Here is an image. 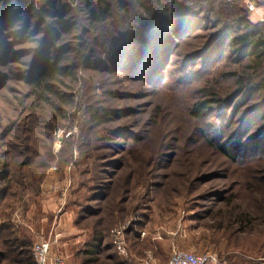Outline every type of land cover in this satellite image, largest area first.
Returning <instances> with one entry per match:
<instances>
[{
    "label": "rangeland",
    "instance_id": "rangeland-1",
    "mask_svg": "<svg viewBox=\"0 0 264 264\" xmlns=\"http://www.w3.org/2000/svg\"><path fill=\"white\" fill-rule=\"evenodd\" d=\"M53 1L32 0L28 13L8 7L0 21V135L7 133L0 144L8 154L10 172L6 182L0 181L1 187L10 185L0 201V222H12L33 246L51 240L53 253L68 264H144L149 256L165 264L174 249L214 253L226 264H264V153L251 148L235 161L223 154L222 146L240 125V117L232 119L234 105L213 107L201 120L190 109L203 100L206 90L218 89L226 96L233 81L220 79L222 85L216 79L208 84L195 81L188 88L177 83L186 76L173 74L177 69L198 72L207 55L221 59L201 39L213 31L195 28L196 18L189 20L171 8L173 1L185 0H162L167 37L187 26L198 39L180 40L170 66H165V81L151 83L137 76L148 68L150 53L137 60L114 53L111 58L107 53L109 36L131 22L120 20L128 12L116 5L113 21L89 40L82 33L89 27L85 6L81 0H65L62 5L71 10L66 18L79 29L46 53L41 42L46 25L36 27V23L41 9H50ZM107 1L128 5L135 16L148 6H160L158 0ZM51 9L55 15L62 11L58 2ZM21 20L24 30L12 31ZM46 21L52 20L46 17ZM29 29L40 36L36 49L21 46ZM154 36L149 38L150 46L159 39L158 33ZM87 43L86 49L92 48L94 58H102L106 68L97 69L95 60L82 62L73 73L76 77L63 78L65 98L52 101L60 111L49 106L45 113L32 110V99H26L22 112L14 115L16 93L30 94L26 81L36 71L34 61L51 62L61 50L64 59L74 62L71 50ZM131 55L140 56L134 51ZM191 62L195 68L190 69ZM220 62L228 66L226 74L235 71L233 55ZM94 108L113 115L98 124L92 121ZM214 194L216 199H207ZM242 217L247 223L235 224ZM123 226L137 228L140 237L146 234L130 240L127 260L118 255L111 237ZM99 237L103 246L94 256L90 246Z\"/></svg>",
    "mask_w": 264,
    "mask_h": 264
},
{
    "label": "trees",
    "instance_id": "trees-1",
    "mask_svg": "<svg viewBox=\"0 0 264 264\" xmlns=\"http://www.w3.org/2000/svg\"><path fill=\"white\" fill-rule=\"evenodd\" d=\"M3 1V5L0 4V21L6 16L5 11L8 7H16L19 10H23L24 13H28L33 8L32 0ZM64 1L54 0L51 2V8L57 2L61 4L62 11H58L57 15L53 13L51 8H42L38 14L36 27L46 25V29L44 30L46 35L41 40L42 48L45 49L46 53L48 52V47H56L54 46L56 42H61L63 37L79 29L73 20L66 18L71 10L68 6L62 5ZM158 1L160 6L151 8L147 5L148 7L143 9V14H137V16L133 13L130 14L128 5L125 6L119 2L81 0V5L85 6V12L87 13L86 19L89 23V27L84 28L82 33L86 36L88 35L87 39L89 40L91 37L94 38V34L103 25L113 21L115 14L114 5H116L117 9H123L124 13H129L125 14L120 20L124 23L131 21L130 24H124L121 30L118 28L115 34L111 37L109 36L106 47L109 45L111 47L109 46L107 48V53L111 58L115 54L119 58L127 60L129 57L136 60L138 58L143 59L145 57L144 53H150L153 61L150 59L147 64L148 68L146 70H140V75L137 76L146 78L151 83L159 84L164 77L166 79L168 70L164 71L165 66L167 64L166 68L170 66V60L174 57V50L178 49L180 40L189 38H194L195 40L198 37L193 33L194 30L188 33L187 26L182 31L177 30L176 32L173 30V33H175L174 38L167 37V30L163 27L167 9L161 3L162 0ZM181 2L173 1L171 8H175L177 14H182L189 20L196 18L195 20L199 21V23H195L198 25L195 28L200 27L203 31H208L207 33L213 31L201 39L208 41V49L209 51H214L215 56L221 54V59H223L229 54L233 55V64L235 66V71H230L226 74L225 69L228 66L222 64L220 58H212L207 55L206 58L204 57L205 61L203 66L198 72L189 74L184 71L185 69L172 71L174 75L177 74L176 78L182 77L183 75L186 76L187 79L182 77L177 80V83L188 88H192V83L195 81L208 84L211 79L214 82L216 79L221 85L222 82L220 79L223 82L225 79L233 81L231 84V92L226 96L218 89L206 90L203 94V100L190 108L191 114L196 120H201L205 117L206 113H209L212 109L214 110L213 107H231L234 105L232 119H239L238 117H240V125L234 132L233 138L229 141L227 140L226 146H222L221 150L223 154L231 161H235L236 157H240L241 152L245 153L250 151L251 148L255 152L262 151L264 153V23L252 25L248 21L249 13L245 7L242 8V4L216 5L207 0H185ZM46 17H49L52 21L47 22ZM90 27L91 29L89 30ZM155 33H158L159 39H157L155 46H150L149 38L153 37ZM87 47L88 43L85 45L78 44L75 49L71 50L74 53V62H68L64 59L61 50L53 60H50L51 62L48 59L44 62L34 61L32 65L35 66L36 71H33L30 78L26 81V87L29 88L30 94L26 93L22 97L20 93H16L15 96L17 99L15 100L18 102V105L13 108L14 115L15 113L22 112L20 109L24 107V101L26 99H32V103L30 104L32 110H40L45 113L48 111L46 106H49L48 108L51 111H60L61 109L56 108L52 101L56 102L57 100H63L65 98L61 90L63 78L69 77V75L73 78L74 76L76 77L73 73L75 70L81 68L82 62L84 65L86 62L90 63L91 60H95L98 64L93 66H96L97 69L106 68L101 62L102 58H94L93 49H86ZM132 51L138 52L140 56L134 58L131 55ZM163 57L166 60H163ZM157 61L160 63V66L156 64ZM194 65L191 62L190 69ZM143 72L146 73L143 74ZM222 73L223 76L220 78ZM216 85L220 86L219 84ZM247 107L248 110L243 112ZM91 110L92 121L98 124H105L111 118L110 116L113 115V111L104 112L103 108H94ZM241 112L242 116L240 115ZM0 128H2L1 122ZM6 134L0 135V141ZM7 155V153L2 152V145L0 144L1 183L6 182L10 175L9 163L6 162ZM9 189L10 185L5 184L3 187L0 186V201L6 197ZM217 197L218 195L214 194L213 196L207 197V199L212 200ZM237 223L243 225L247 222L242 217L235 222V224ZM130 232H133V238H131ZM139 232L137 228H131L129 230L128 244H130L131 239H140ZM102 246L103 239L99 237L95 240V243L91 244L90 248L92 249L90 253L97 255ZM129 247L132 248V245ZM0 264H35L32 241L12 222L6 223L5 220L0 222Z\"/></svg>",
    "mask_w": 264,
    "mask_h": 264
},
{
    "label": "built area",
    "instance_id": "built-area-1",
    "mask_svg": "<svg viewBox=\"0 0 264 264\" xmlns=\"http://www.w3.org/2000/svg\"><path fill=\"white\" fill-rule=\"evenodd\" d=\"M216 5L221 4H244L245 8L249 13L248 21L252 25L263 24L264 21L253 22L250 19V9L264 7V0H207ZM59 135L62 132H58ZM131 228L129 226H123L117 228L111 232V237L113 241L114 248L118 255L122 258L130 259V252L128 248L127 234ZM145 234H142V238ZM58 242L56 237L55 243ZM52 241L51 240H40L36 242L33 246V257L35 264H68L66 259L59 256L52 251ZM144 264H157L155 259L149 256ZM167 264H226L217 254L214 253H204L197 254L189 251H184L180 249H174L170 255Z\"/></svg>",
    "mask_w": 264,
    "mask_h": 264
},
{
    "label": "clouds",
    "instance_id": "clouds-1",
    "mask_svg": "<svg viewBox=\"0 0 264 264\" xmlns=\"http://www.w3.org/2000/svg\"><path fill=\"white\" fill-rule=\"evenodd\" d=\"M250 12V19L253 22L264 21V7H253L250 9ZM23 30L24 24L22 20L15 23L12 27V31L14 32H22ZM39 40L40 36L31 34V30L29 29L28 32L24 33L23 43L21 46L27 49H36L39 46Z\"/></svg>",
    "mask_w": 264,
    "mask_h": 264
},
{
    "label": "crops",
    "instance_id": "crops-1",
    "mask_svg": "<svg viewBox=\"0 0 264 264\" xmlns=\"http://www.w3.org/2000/svg\"><path fill=\"white\" fill-rule=\"evenodd\" d=\"M133 228H135V227H133ZM130 234L132 235L133 234V232H130ZM144 237H146V234H145V236ZM143 237V238H144ZM142 237H140V239H143ZM94 256H95V254H94ZM168 263V262H167ZM167 263H165V264H167ZM159 264V263H158ZM160 264H163V262H160Z\"/></svg>",
    "mask_w": 264,
    "mask_h": 264
}]
</instances>
